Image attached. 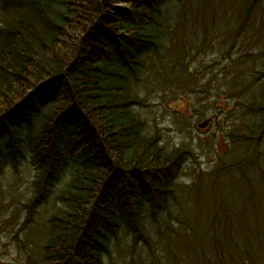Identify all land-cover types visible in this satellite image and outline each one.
Here are the masks:
<instances>
[{
  "label": "trees",
  "instance_id": "1",
  "mask_svg": "<svg viewBox=\"0 0 264 264\" xmlns=\"http://www.w3.org/2000/svg\"><path fill=\"white\" fill-rule=\"evenodd\" d=\"M125 2L119 9L113 0H0V181L25 161L34 173L26 211L54 204L49 264L124 255V264H137L139 253L151 264H251L246 253L232 262L219 251L226 236L260 242L219 181L237 172L253 178L250 197L264 192V89L255 88L264 77V0ZM191 23L198 51L224 35L222 50L235 43L241 53L212 66L208 88L221 102L242 100L231 126L242 135L214 175L185 185L193 149L163 146L139 109L159 89L188 93L194 48L179 49L176 37ZM228 120L217 122L219 132Z\"/></svg>",
  "mask_w": 264,
  "mask_h": 264
},
{
  "label": "rangeland",
  "instance_id": "2",
  "mask_svg": "<svg viewBox=\"0 0 264 264\" xmlns=\"http://www.w3.org/2000/svg\"><path fill=\"white\" fill-rule=\"evenodd\" d=\"M125 1L113 0L112 4L122 9L127 6ZM223 1L225 2V0H220V6L225 7ZM196 30L192 23L186 24L176 37V45L179 49H184L185 45L191 46V49L194 48L185 62L195 75L193 84L187 89L188 93L183 95L177 89L173 91L159 89L149 94L147 107L139 109L147 122V133L159 136L163 146L170 150L182 146L193 149L194 155L187 160L184 167L185 173L182 174L181 181L185 185H190L195 175L204 173L214 175L216 170L220 169L222 160L227 158V154L239 146V143H234L233 139L242 135L239 131L234 132L231 127L239 115L242 107V103L239 102L242 100L221 102L215 89L209 90L208 88L212 66L215 63H223V59L229 57L236 59L239 50L235 51V43L229 51L222 50L223 35L222 37L215 36L214 39H208L205 42L201 38L203 48L198 51L197 41L200 36ZM225 32L226 30L222 34ZM239 54L241 55L240 51ZM158 68L162 69V71L159 69L157 73L161 76L164 73L162 62H159ZM246 73H249L248 69ZM255 88L257 91L264 89V77L260 79V82L255 80ZM188 94L192 95L187 96ZM219 106L228 110L229 113L222 115ZM229 117L228 124L222 127L227 132H219L217 122L227 120ZM204 124L206 125L203 127ZM33 175V169L24 161L18 170L8 169L0 181V264H49L46 261L44 244L49 234L48 221L55 213L53 212L54 204L46 203L39 206L32 216L26 211L24 198L31 190ZM252 179L249 176L248 181H243L239 173L233 172L221 177L219 184L228 185L226 195L238 208L239 222L251 236L255 235L260 242L257 245H251L253 241L247 240L239 245L235 238L231 239L226 236L219 243V251L232 262L238 261L239 257L246 253L251 257V264H264V251L261 249V245L264 247V243L261 242L264 240V218L259 217L264 211V192L258 190L257 198L253 195L250 197V192L254 188L250 183ZM63 186L64 184L60 187ZM251 211L260 213L252 215ZM198 227L200 226L197 224L196 228L200 232ZM237 230L238 226L235 224L230 232L234 235ZM190 231H192L191 227ZM200 235L202 234L197 233L195 237ZM179 243L182 244L184 241ZM129 259L124 255L118 259L116 257L113 260H107V264H124ZM151 259L147 253L134 256L137 264H151Z\"/></svg>",
  "mask_w": 264,
  "mask_h": 264
}]
</instances>
